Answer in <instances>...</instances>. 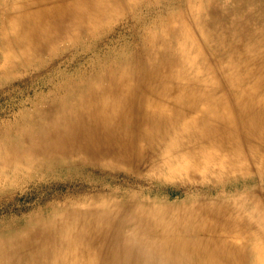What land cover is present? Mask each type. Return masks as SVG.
<instances>
[{
    "label": "bare ground",
    "instance_id": "bare-ground-1",
    "mask_svg": "<svg viewBox=\"0 0 264 264\" xmlns=\"http://www.w3.org/2000/svg\"><path fill=\"white\" fill-rule=\"evenodd\" d=\"M48 1L24 16L19 39L52 35L55 21L90 26L112 9L108 0ZM181 1L199 39L178 19L163 41L171 57L78 83L73 98L46 109L3 160L18 168L17 160L28 167L75 157L92 165L150 159L172 176L250 178L249 158L264 165V0ZM87 204L35 217L15 232L0 228V264H264V199L254 190L213 201Z\"/></svg>",
    "mask_w": 264,
    "mask_h": 264
},
{
    "label": "rangeland",
    "instance_id": "rangeland-1",
    "mask_svg": "<svg viewBox=\"0 0 264 264\" xmlns=\"http://www.w3.org/2000/svg\"><path fill=\"white\" fill-rule=\"evenodd\" d=\"M28 1L26 8L23 4ZM36 1L0 0V228L15 232L35 217L87 203L102 206L108 202L115 207L124 201L133 206L141 198L168 204L201 202L251 190L264 199V165L250 158V178L246 179L237 173L228 177L216 172L213 176L197 172L172 176L162 174L150 159L136 158H109L106 164L92 165L75 157L69 164L28 167L17 160L18 168L6 163L2 157L23 144L24 129L37 125L46 116L45 110L60 99H72L78 83L84 85L110 69L120 76L123 68L160 59L169 30L180 26L178 19L186 20L199 39L181 0H108L112 9L95 16L90 26L67 29L55 21L48 27L55 29L52 35L45 32L39 39L21 40L17 35L23 30L24 16L42 8ZM47 4L45 0L43 7ZM203 4L197 0L196 6ZM157 35L163 38L158 45L153 42ZM206 55L204 50L209 67L213 60Z\"/></svg>",
    "mask_w": 264,
    "mask_h": 264
}]
</instances>
